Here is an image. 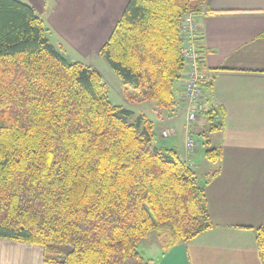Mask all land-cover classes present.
Segmentation results:
<instances>
[{"label":"trees","instance_id":"16d2710c","mask_svg":"<svg viewBox=\"0 0 264 264\" xmlns=\"http://www.w3.org/2000/svg\"><path fill=\"white\" fill-rule=\"evenodd\" d=\"M207 2L128 1L100 56L134 90L129 102L177 106L181 23ZM48 32L33 6L0 0V240L42 248L43 264H157L139 251L152 233L164 254L211 230L205 188L217 171L201 179L158 147L155 124L113 105L101 73ZM203 115L209 132L222 130L216 108ZM205 158L218 164L222 151ZM256 239L264 264V224Z\"/></svg>","mask_w":264,"mask_h":264},{"label":"crops","instance_id":"0c3cea01","mask_svg":"<svg viewBox=\"0 0 264 264\" xmlns=\"http://www.w3.org/2000/svg\"><path fill=\"white\" fill-rule=\"evenodd\" d=\"M20 1L35 8L56 49L70 61L101 73L100 50L129 0ZM201 12L197 16L200 33L197 47L203 56L205 112L216 108L223 122L222 130L206 132L208 125L203 115L195 129V139L205 133L207 138L203 139L208 149L222 151L219 163L210 166L206 164L208 149H205L201 162L205 172L200 169L202 179L217 171L205 188L214 227L188 243L158 253L155 261L157 264H262L256 229L264 224V0H208ZM185 77L175 88V108L160 111L148 107L152 116L162 122L157 129L172 133L169 139L161 138L158 133V147L174 149L195 170L200 150L197 140L192 154L186 150ZM209 82L211 91L207 88ZM127 103L148 110L145 102L127 100ZM179 136H184L181 147H178ZM34 247L0 240V264H7L5 257L16 249L33 253Z\"/></svg>","mask_w":264,"mask_h":264},{"label":"rangeland","instance_id":"374dc122","mask_svg":"<svg viewBox=\"0 0 264 264\" xmlns=\"http://www.w3.org/2000/svg\"><path fill=\"white\" fill-rule=\"evenodd\" d=\"M99 69L101 71V74L104 77L105 82L108 85V98L109 101L116 106H121V107H125L128 108L134 112H136V115H141L144 114L147 116V118L150 121H153L155 123V126L158 127L160 123L162 122H158L157 118H155L154 116H152L149 107L148 106H154L155 104L152 102H145V107L148 110H144L143 108H134L131 105H129L127 103V99H126V94L131 97L134 95V90L130 87V86H125L123 85L122 81L119 79V77L115 74V72L110 68V66L108 65V63L102 58H99ZM142 111V112H140ZM136 119V117L131 119V122H134ZM208 126H206V128L204 129L206 132H208ZM158 130V129H157ZM164 131H167L168 136L164 137L162 135V133ZM159 136H161V138L163 139H169L171 138L172 133L169 130H162L159 129L158 130ZM197 142H198V148L200 150V157L198 156V158L195 159V165H198V167H195V173L197 174V176L199 178L202 179V174L200 169H204L203 172H205V168L202 165V158L204 157V153H205V149H208L207 145H205V140L203 139V137H197L196 138ZM155 141H158V137L156 138ZM184 142V136H179L178 139V147H181L183 145ZM205 147V148H204ZM181 149V148H179ZM180 151V150H179ZM201 158V159H200ZM206 164L213 166V164L206 162ZM200 165V167H199ZM206 171H211L210 170H206ZM204 176V175H203ZM159 239L157 237L156 233H152L145 241H143L140 245L139 251L144 255V257L146 259H154L156 260L158 257V253H161L160 250V246H159ZM19 246V245H18ZM35 251H33V253L26 251L27 249H16V251L11 252L10 254H8L5 257V261L10 262V264H31V262L33 264H42V254H43V250L40 247L35 246L34 247Z\"/></svg>","mask_w":264,"mask_h":264},{"label":"built area","instance_id":"2783aa9c","mask_svg":"<svg viewBox=\"0 0 264 264\" xmlns=\"http://www.w3.org/2000/svg\"><path fill=\"white\" fill-rule=\"evenodd\" d=\"M199 14H202V12L188 14L181 23L184 59L187 65L183 97L186 106V150L188 154H192L196 150L195 129L206 110L202 86L204 76L201 72V58L197 47L200 34L197 21ZM162 135L167 137V131H164Z\"/></svg>","mask_w":264,"mask_h":264}]
</instances>
